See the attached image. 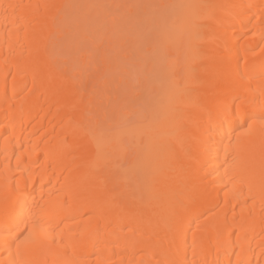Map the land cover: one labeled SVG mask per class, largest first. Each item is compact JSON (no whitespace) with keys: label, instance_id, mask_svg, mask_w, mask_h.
Here are the masks:
<instances>
[{"label":"bare ground","instance_id":"bare-ground-1","mask_svg":"<svg viewBox=\"0 0 264 264\" xmlns=\"http://www.w3.org/2000/svg\"><path fill=\"white\" fill-rule=\"evenodd\" d=\"M105 2L0 0V264H264V125L218 118L264 91V0Z\"/></svg>","mask_w":264,"mask_h":264},{"label":"snow or ice","instance_id":"snow-or-ice-1","mask_svg":"<svg viewBox=\"0 0 264 264\" xmlns=\"http://www.w3.org/2000/svg\"><path fill=\"white\" fill-rule=\"evenodd\" d=\"M162 7H195V6H185V5H165ZM252 7V5H249ZM214 17L210 14L208 19H213ZM135 61L129 62L128 66L125 69V73L121 75L122 83L118 84L116 91L114 92L115 99L111 102L114 109L119 115V119L131 128H139L142 121L146 119L145 109L143 107V88L140 86L141 76L148 73V64L147 61L144 62L142 69H136L134 67ZM154 71V69H153ZM194 71V70H193ZM129 81H132L129 84ZM90 86V80L84 79L80 81V87L82 90H86ZM240 101V103H236ZM168 114V109L165 107L162 113H153L152 120H149L148 123L156 119L166 118ZM222 114L223 119L221 123L226 120H239L242 121V127L247 125L250 129L252 126L251 122L260 121L264 125V91L259 95V98H253L251 100L244 99L240 96L233 98L232 103L225 102L220 106L218 112V118ZM119 142V137H117ZM26 189V184H25ZM21 199L25 198L26 192L22 191L19 194ZM24 211V205L20 200H17L15 203L9 202L7 196H5L2 201H0V217L3 218L5 223L13 220L17 214L22 215ZM27 231V229H25ZM23 233H19L15 239L19 240L20 236ZM55 243V241H53Z\"/></svg>","mask_w":264,"mask_h":264},{"label":"rangeland","instance_id":"rangeland-1","mask_svg":"<svg viewBox=\"0 0 264 264\" xmlns=\"http://www.w3.org/2000/svg\"><path fill=\"white\" fill-rule=\"evenodd\" d=\"M103 1L105 2V0H103ZM106 1H107V0H106ZM108 1H110V0H108ZM108 1L105 2V3H111V2H108ZM104 5H105V4H104ZM107 5H108V4H107ZM107 5H106L105 7H106L109 11H111V10L108 8L110 5H109L108 7H107ZM83 11H84V10H83ZM83 11L81 10V11H79V12L83 13ZM76 12H77V11H75L74 13H72L71 17H74L77 21H79V20H80L79 18H81V17H79V15H80L79 12H77V13L79 14V15H77V17H79V18L73 16V15L76 14ZM82 16H83V14H82ZM81 19H82V18H81ZM71 20H73V18H70V21H71ZM76 20H73V22H75ZM77 21H76V24L79 23V25H81V24L83 23L82 20H81V21H82L81 23H80V22H77ZM72 24H73V23H72ZM74 24H75V23H74ZM74 24H73V26L75 27L76 25H74ZM102 44H103V48L107 45L106 42H103ZM126 44H127L128 48H129L130 44H128V41H127V43H124L122 46H124V45L126 46ZM86 46H88V45H86ZM125 46L121 48L122 52H126L125 50H127V49H125V48H126ZM86 48H87V47H86ZM123 50H124V51H123ZM127 51H128V50H127ZM119 62H122V61L119 60ZM122 63H123V64L120 63L121 67H122V65L124 66L125 63H126V65H125V69H126V67L128 66L129 62H128V61L125 62V61L123 60ZM135 64H136V62H135ZM134 67L137 69V67H136L135 65H134ZM122 68H123V67H122ZM125 69H124V71H123V70L121 71V70L119 69L118 72H117V70H116L115 72H111L112 75L109 74V77H111V78H114V77H115V79H116L115 82L117 83L118 76H119V78H121L120 75H122V74L125 73ZM114 74H115V75H114ZM131 83H132V82H131Z\"/></svg>","mask_w":264,"mask_h":264}]
</instances>
